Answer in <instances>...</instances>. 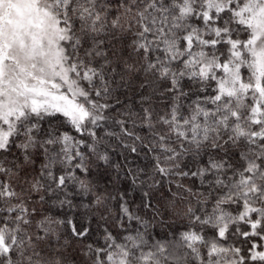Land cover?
<instances>
[{"label": "snow or ice", "instance_id": "obj_1", "mask_svg": "<svg viewBox=\"0 0 264 264\" xmlns=\"http://www.w3.org/2000/svg\"><path fill=\"white\" fill-rule=\"evenodd\" d=\"M0 264H264V0H0Z\"/></svg>", "mask_w": 264, "mask_h": 264}]
</instances>
